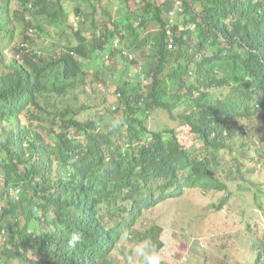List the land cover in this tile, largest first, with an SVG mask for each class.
Masks as SVG:
<instances>
[{"label":"trees","instance_id":"obj_1","mask_svg":"<svg viewBox=\"0 0 264 264\" xmlns=\"http://www.w3.org/2000/svg\"><path fill=\"white\" fill-rule=\"evenodd\" d=\"M81 1L88 2L0 0V218L12 229L0 245V264H25L27 246L43 243L40 234L45 226L48 236L69 237L73 231L82 235L72 248L75 257L82 255L81 264H113L121 233L137 232L133 225L145 222L140 209L155 194L139 186L146 165L158 162L166 147L155 127L166 111L177 105V117L190 123L209 145L218 149L229 143L223 120L210 117L204 108L185 112L189 68L195 73L196 88L210 87L219 82L226 59L243 60L252 82L264 86V0H186V12L202 14L211 30L220 31L207 41V29L199 24L200 43L207 42L198 57L181 45L172 52L153 45L148 58L140 57L143 63L121 61L120 47L114 46L115 62L103 65L106 59H100L95 74L116 86L121 96L91 112L81 109L79 117L72 100L87 93V83L100 86L87 81L86 66L70 51L80 57L96 47L106 52L108 40L110 44L114 40L108 34L130 22L127 16L111 21L110 27L100 25V35L90 32L96 26L84 17ZM118 2L130 15L138 13L136 0ZM130 2L135 3L133 9ZM123 12L117 17L127 14ZM71 14L80 18L75 19L77 30L73 27L77 45L58 57L32 50L30 28L42 30L40 20L49 18L55 25ZM33 23L36 27H31ZM160 69L178 80L159 81ZM127 70L129 80L124 77ZM141 74L151 83L144 84ZM204 95L200 91V97ZM221 102L224 107L241 104L233 94ZM167 122L165 116L160 127Z\"/></svg>","mask_w":264,"mask_h":264},{"label":"clouds","instance_id":"obj_2","mask_svg":"<svg viewBox=\"0 0 264 264\" xmlns=\"http://www.w3.org/2000/svg\"><path fill=\"white\" fill-rule=\"evenodd\" d=\"M105 1H81L83 5L80 8L84 9V17L93 20L96 26V29L90 28V32L94 31L100 35L102 30L100 25L110 27L111 21L115 19L121 20L128 16L130 22L125 25V29L120 28L119 31L108 34L110 37L114 36V40L112 44L108 40L106 52L96 47L93 51H89L90 55L80 57L74 51H70V54L86 67L96 63L97 60L98 65L103 59H106L103 65L115 62L114 58L111 59L114 46L120 47L123 57L121 61L137 60L143 63L140 57L144 55L148 58L153 45H157L159 49L167 48L169 52L176 49L177 45H181L191 49L194 56L198 57L206 42L213 38V33L220 32L216 29L211 30L202 19V14H193L192 10L186 12V0H136L138 13L133 15L122 8L118 0H109L115 8V14L111 16L103 8ZM88 5L94 7L100 5V13L105 18L95 21L96 11H89ZM130 6L133 9L135 3L130 2ZM165 7L168 9L165 10ZM119 11L127 14L118 18ZM208 17L219 16L208 15ZM60 19L61 23L55 25L49 22V18L40 20L42 30L33 23L31 27L36 28H30L27 33L31 37V33L36 30L45 32L50 27L59 28L64 24L66 28H69V21L71 23L74 21L76 28L75 19L80 18L71 14ZM199 24H203V28L207 29L205 34L207 41L203 45L200 43L202 37H199L197 32ZM66 28L60 33L66 34ZM83 30L85 31L86 28ZM71 35L75 43L63 45L62 43L54 44L52 41L48 43L39 41L38 44L41 46L48 44L51 48V51H48L49 55L58 57L65 48L67 51V47L77 45L78 40L73 31ZM129 42L132 45L130 47ZM222 46L220 45L218 49ZM40 47L32 50L42 52ZM1 52L4 55V51ZM181 58L184 62L187 60L185 56ZM84 70L86 71L84 77H87L88 68ZM221 70L223 72H220L218 76L219 82L213 83L210 87L196 88L195 73L192 68H189L185 77L188 86L183 90L185 94L183 99L186 101L184 108L187 114H191L197 108H204L209 112L210 117H216L217 121L223 120L226 124L224 135L227 136L229 143L217 149L203 141L190 123H184L177 117L180 110L175 105L172 111H166L162 117H168L165 125L160 127L162 118L155 123L156 132L160 133V138L165 139L166 147L158 162L146 165L145 178L139 186L143 191L155 193L149 201L150 204L141 207L140 212H143V217L145 211L157 206L173 201L184 202L187 195L193 192L194 195H199L196 196L198 205L205 208L207 216L211 218V225L220 229L230 226L232 222L234 225L237 223L240 225L236 233L220 230L218 234H214L212 237L214 254L211 259L204 254L196 258L191 254L189 247L183 243L181 254L176 259L177 264L180 259L181 264H264V102L261 100L264 99V86H257L252 82V74L243 60L226 59ZM160 72L159 81L178 80L174 74H168L161 69ZM140 78L144 84L151 83L150 77H144L141 74ZM100 82L98 83L104 95V103L111 101L115 95L121 96L120 92H115L116 86ZM200 91L204 92L203 97H200ZM232 94L241 104L224 107L221 101L227 100ZM42 132L48 138V134ZM184 133L187 135L184 136ZM216 197H220L218 203L207 199ZM2 205L3 203L0 204ZM178 210L176 209L174 213L176 214ZM217 211L229 213L230 216L221 219L217 216ZM245 215L247 222L243 224L242 217ZM168 220L169 215H166L164 221ZM144 221L143 224L136 222L133 225L137 228L133 236L128 231L121 233V239L113 251V264L115 256L125 252L121 249L124 242L131 240L138 241L128 250L129 262L138 258L139 264H168L165 257L167 253L161 240L163 227L153 225L145 231L147 223L145 217ZM179 223L177 218L171 228ZM198 228L201 230L204 226L200 225ZM11 231L8 224L0 218V245H4ZM40 236L42 244L27 246L28 257L25 264H81L82 255L75 257L76 252L72 249L82 240L79 232L73 231L69 237L68 235L48 236L45 226ZM202 243H199L200 248L204 247ZM178 247L180 249L179 245Z\"/></svg>","mask_w":264,"mask_h":264},{"label":"rangeland","instance_id":"obj_3","mask_svg":"<svg viewBox=\"0 0 264 264\" xmlns=\"http://www.w3.org/2000/svg\"><path fill=\"white\" fill-rule=\"evenodd\" d=\"M92 1V0H90ZM103 8L106 9L110 16L115 14V8L110 3L109 0H106L103 4ZM82 9V8H81ZM84 10V9H82ZM89 11H96V16L94 20L104 19L105 16H102L100 13V5L98 6H90L88 5ZM87 11V10H85ZM74 18V17H72ZM69 28L67 26L61 25L59 28L50 27L45 32H41L39 30L34 31L31 33V44L33 49H37L41 45L38 44L39 41H44L45 43L53 42L54 44L62 43L63 45L69 43H75L74 37L70 34V31H73V27L75 26V22L71 23L68 22ZM66 28V34L60 33ZM67 35V36H66ZM29 43V42H28ZM30 44V43H29ZM42 52L51 51V48L48 44H44L40 47ZM4 53V52H3ZM86 62L90 63L88 60ZM88 75L87 81L92 83H98L101 81V75L97 76L95 72L98 67V60L96 63L89 65L88 67ZM125 79H129L131 74L129 71H126L124 74ZM87 93L79 94L77 99L72 100L74 104V108L76 111H80L81 109L88 108L90 112L93 111L94 107L101 108L103 107L104 103V95L102 90L95 88L94 86L91 88L90 85L87 83ZM82 116L80 111L79 117ZM186 131V130H182ZM187 132V131H186ZM184 136L187 134L184 133ZM194 195L193 192H190L189 195L184 199V202H169L168 204H163L153 208L152 210L145 211L144 217L147 219V223L145 226V231L149 229L153 225H159L163 227V232L161 235V240L164 243V250L166 254V262L168 264H177L176 259L181 254V249L183 248L182 244L185 243L189 249L191 254H193L196 258H199L200 254H204L208 256V259H211L214 252L212 251V237L214 234H218L223 230H229L233 233L237 232V227L240 225L237 223L236 225L232 224L230 226H225L222 229L219 227L213 226L210 224L211 218L207 216L205 212V208L203 206L198 205V198ZM205 198V197H204ZM220 197L216 198H207L211 200H215L218 203ZM179 209L175 214L174 211ZM182 210V211H181ZM217 216L223 219L226 216H230L229 213L219 212L217 211ZM169 215V220L167 222L164 221L165 216ZM177 216V217H176ZM178 220L180 223L176 225L174 228H171L172 225ZM243 224L247 222V216H243ZM204 226L203 229H199L198 226ZM178 234H177V233ZM176 235V236H175ZM138 240H131L128 242H124V245L121 249L125 252H121L117 257L115 256L114 264H139V259L134 258L131 262L128 260L129 255V248L132 247ZM203 242L204 247L200 248L199 243ZM217 245V242H215ZM180 246V249L178 247ZM181 259L179 260L178 264H181Z\"/></svg>","mask_w":264,"mask_h":264}]
</instances>
